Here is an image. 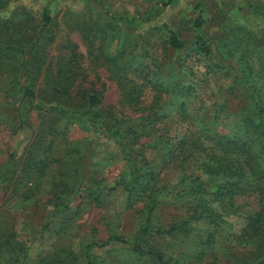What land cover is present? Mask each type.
Segmentation results:
<instances>
[{"label":"rangeland","instance_id":"374dc122","mask_svg":"<svg viewBox=\"0 0 264 264\" xmlns=\"http://www.w3.org/2000/svg\"><path fill=\"white\" fill-rule=\"evenodd\" d=\"M162 1L167 0H0V40L12 37L15 41L23 39L22 43L31 41L42 27L47 9L52 22L40 51L45 64L37 80V96L57 100L50 78L60 71L76 79L74 98L80 100L93 87L100 89L104 91V106L113 105L125 115L143 117L138 122L147 130L152 124L151 120L145 121L149 110L140 109L146 107L144 102L154 104V92L145 89L142 102L126 106L119 82L122 70H114L106 57L119 56L121 64L142 63L154 69V57L161 59L166 48L160 29L164 23L178 30L187 43L203 34L212 40L214 53L204 63L209 64L206 68L200 65L198 78L207 79L202 87L196 78L187 79L197 83L192 102L198 106L225 100L230 112H238L244 99L229 94L233 73L229 75L219 66L223 55L215 42L221 44L227 39L248 46L259 64L264 53V0ZM196 18L204 21L199 29L194 26ZM126 20L130 24L126 25ZM12 78L13 71L0 67V242L12 236L30 246L26 264H84L89 243L112 234L130 237L142 220L143 202L126 208L125 153L118 139L93 129L83 117L59 108L45 109L38 97L23 98L17 89L9 94L8 87L14 89ZM204 114L214 116L215 110ZM166 122L150 129L152 138L162 135ZM149 138L141 139L146 143L145 157L160 173L161 183L171 189L182 174L164 168V150L150 144ZM80 179L85 183L81 184ZM163 200L165 203L154 211V223L166 226L186 215L182 202H188V197L178 203H173L174 195ZM59 207L63 210L50 216ZM245 221L243 214L224 213L214 249L219 255L226 254L222 264H226L233 243H238L233 242V235L241 233ZM198 229H193L189 237L181 236L179 243L184 252L174 253L187 264L195 262L192 249L196 250L197 243L190 237L197 235ZM93 250L100 264L133 259L127 245L111 243Z\"/></svg>","mask_w":264,"mask_h":264},{"label":"trees","instance_id":"16d2710c","mask_svg":"<svg viewBox=\"0 0 264 264\" xmlns=\"http://www.w3.org/2000/svg\"><path fill=\"white\" fill-rule=\"evenodd\" d=\"M173 1H162V4ZM43 15L44 23L31 41L22 43L23 39L15 41L12 37L0 40V67L14 73L10 81L14 89L9 86V94H15L17 89L23 98L38 97L45 109L71 111L76 117H83L93 129L118 139L127 166L124 175L126 208L144 203L142 220L134 234L130 237L112 234L108 239L89 243L85 248L87 261L84 264H100L93 248L111 243L127 245L128 254L133 256L132 260L126 258L115 264H187L174 253L184 252V246L179 243L181 236L189 237L197 227H200L199 233L190 237L197 243L196 250L192 249L195 262L189 264H222L226 254L219 255L214 249L224 213L243 214L246 220L241 233L233 235V242L238 243H233V250L228 251L226 264H264V53L260 59L256 55L258 64L248 46L227 39L221 44L215 42L216 49L223 55L219 66L229 75L233 73L229 94L244 99L236 113L230 112L225 100L198 106L192 102L197 94V83L202 87L207 82V79L198 78L200 65L206 68L209 64L204 63L214 53L212 40L203 34L187 43L178 30L164 23L160 29L165 35L166 48L161 59L154 57L157 63L154 69L142 63L136 66L121 64V57L108 55L106 60L113 69L122 70L119 82L126 106L142 102L145 89L155 94L154 104L144 102L146 107L140 109L149 110L145 121L152 122L145 130L146 126L138 122L143 117L125 115L113 105L104 106V91L100 89L93 87L80 100L74 98L76 79L60 71L50 78L57 100L47 101L37 96L35 88L45 64L40 51L52 22L47 9ZM126 21V25L130 24ZM203 24L202 18L194 20L197 29ZM69 59L72 64L73 55ZM58 63L60 65L61 59ZM193 63H198L199 67ZM208 72L213 71L205 70ZM192 77L198 82L187 80ZM209 109L212 113L215 110L214 116L204 114ZM165 121L167 129L161 136L152 138V127ZM145 136L150 137V144L164 150V168H173L182 174L171 189L161 183L160 173L155 172L145 157L146 143L141 141ZM80 181L85 183V179ZM87 185L94 189L91 182ZM170 195H174L173 203L180 202L183 197L190 199L182 202L186 215L166 226L154 223V211L165 203L164 197ZM62 210L63 207L55 208L50 216ZM202 236L205 238L201 239ZM26 245L12 236L5 237V242H0V264H26L30 255V246Z\"/></svg>","mask_w":264,"mask_h":264}]
</instances>
